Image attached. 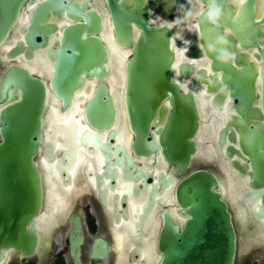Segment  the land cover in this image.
Instances as JSON below:
<instances>
[{"label": "flooded vegetation", "instance_id": "af4514ba", "mask_svg": "<svg viewBox=\"0 0 264 264\" xmlns=\"http://www.w3.org/2000/svg\"><path fill=\"white\" fill-rule=\"evenodd\" d=\"M32 1L26 6L24 4L15 26L0 44V79L9 66L15 65L28 70L45 85L42 139L34 157L42 187L41 209L33 220L38 241L29 256L13 249L6 250L0 264H73L68 235L74 220L80 222L81 264H147L145 246L152 243L150 264H159L158 240L165 220L181 230L188 218L184 212L186 207L176 198V185L197 170H205L215 176L222 198L234 210V264L242 261L264 264V254L259 252L264 249L263 220L252 214L245 217L241 210L240 216L235 215L237 208H245L248 203L250 206L251 202L241 192L251 187L239 168L234 166L240 159L228 151L230 146L237 145L229 140L230 132L234 139L241 138V131L237 130L241 119L233 110L235 101L229 97L227 85L222 81L224 77L229 78L230 72L224 71L221 61L207 49L217 33L226 35L230 41L229 68L238 76L248 75L252 69L254 87L260 91L264 0H217L222 18L216 32L207 24L198 23L200 10L207 0H143L147 24L170 32V36H164L163 40L171 55V77L176 79L180 92L189 91L194 98L198 127L190 139L195 151L190 155L185 172L180 173H176L174 165L166 159L158 135L153 132L166 122L168 113L159 118L163 102L157 106L150 123L147 139L152 143L150 147L141 146L139 139H135L134 122L129 113L134 105L126 102L128 78L133 74L127 72L126 65L140 35L139 27L130 23L131 41L125 43L113 25L105 0H69L63 2L64 8L48 12L47 18L35 31L36 45L30 47L26 31L32 16L28 12L45 0ZM84 2L86 6L80 9L78 16L83 27L82 44L88 37H93L103 45L105 55L100 63L94 58L88 67L89 74L79 73V82L74 84L70 98L63 104L49 81L55 73L57 56L65 45L63 32L76 24L67 9L72 4L80 7ZM91 11L99 17L98 28L95 29L90 27L87 17ZM187 11H191L193 17L185 19ZM18 44L20 50L10 57L8 53ZM98 65L102 71H96ZM181 65L189 66L190 70L180 71ZM103 87L109 105L102 102ZM260 98L253 106L260 107ZM91 100L93 103L88 104ZM3 106L0 100V109ZM166 107L169 108L168 105ZM90 113L95 118H91ZM259 114V119L247 117L245 120L264 124L261 111ZM228 180L233 182L231 186H228ZM226 186L233 188L229 190ZM233 190L240 196L235 197L234 202L230 195ZM52 199L62 203L63 209L54 214L56 220L50 230H40L38 219L42 213L51 211ZM119 239L124 243L117 248ZM96 241L104 242L105 252L104 256L92 259L91 252L99 250Z\"/></svg>", "mask_w": 264, "mask_h": 264}, {"label": "water", "instance_id": "95a60500", "mask_svg": "<svg viewBox=\"0 0 264 264\" xmlns=\"http://www.w3.org/2000/svg\"><path fill=\"white\" fill-rule=\"evenodd\" d=\"M69 0H45L36 4L26 31L30 47L34 42L35 31L39 23L47 18L48 12L64 8L63 2ZM111 19L120 39L130 43V23L139 27L140 35L136 39L133 53L127 61L128 78L126 102L133 104L129 109L134 122L135 139L141 146L149 148L152 144L148 131L156 108L164 103L159 111V118L167 114L164 125L153 130L158 135L161 148L168 162L175 167V172H185L190 155L194 153L191 137L197 130V117L193 95L182 93L176 79L170 75L171 55L164 43V36L169 37L168 30L155 29L147 24V12L143 0H105ZM32 0H0V44L7 37L9 30L15 26L17 18L25 4ZM80 7L72 4L67 10L76 20V24L63 32L65 45L60 50L54 65L55 73L49 83L54 92L65 104L70 98V90L79 82L80 72L89 74L90 64L94 58H104V48L93 37H88L86 45L83 27L78 22ZM87 17L92 29L98 28L99 17L88 12ZM253 26H255L253 24ZM238 33V32H237ZM86 46V47H84ZM94 47V49H93ZM20 44L8 53L13 57ZM260 91L254 87L253 70L248 75H237L227 63L220 62L224 71L230 72L224 77L229 97L235 101L233 110L239 115L237 123L241 133L240 139H234L230 132L229 140L236 143L230 146V155H236L240 161L237 165L250 189L241 192L251 202L244 207L246 216L252 214L264 222V124L246 121L245 118L264 116V50ZM99 65L96 71H102ZM190 70L181 65L180 71ZM95 71V70H94ZM232 73V74H231ZM104 97L105 89H101ZM260 98V107L253 106ZM0 100L4 104L0 109V260L6 250H15L29 256L37 246L38 234L33 220L41 209L42 187L34 157L38 153L42 139V116L45 109L46 90L42 80L30 72L15 65L9 66L0 79ZM104 104L110 101L104 97ZM93 103L89 101L88 104ZM168 105V109L167 106ZM88 108V105H87ZM108 109H110L108 107ZM111 112H109L110 117ZM91 115V113H90ZM233 118V115H230ZM95 118V115H91ZM58 119H54L56 121ZM235 120V119H234ZM59 121V120H58ZM229 126L227 127V129ZM241 129V130H240ZM57 133V132H56ZM153 139V138H152ZM168 183L170 179H167ZM215 176L205 170L190 173L176 185V198L186 207L188 215L184 227L164 222L158 240L161 258L159 264H234L236 255V232L233 225V208L225 202L219 192ZM53 201L51 211L56 212ZM242 207L237 208L235 215L240 216ZM69 255L73 264H81L80 222L74 220L68 235ZM98 243V252H91V258L104 256L105 244ZM101 264V263H97Z\"/></svg>", "mask_w": 264, "mask_h": 264}, {"label": "clouds", "instance_id": "9594fccd", "mask_svg": "<svg viewBox=\"0 0 264 264\" xmlns=\"http://www.w3.org/2000/svg\"><path fill=\"white\" fill-rule=\"evenodd\" d=\"M183 7V5L181 6ZM191 11L185 13V19L193 17ZM222 18V10L217 4V0H207V4L204 5L198 17V23H204L214 29V32L217 30V26ZM230 41L228 37L223 33H217L214 36V39L211 43L207 45V49L210 53L215 55V58L218 61L227 63L230 59V53L228 50Z\"/></svg>", "mask_w": 264, "mask_h": 264}, {"label": "bare ground", "instance_id": "6f19581e", "mask_svg": "<svg viewBox=\"0 0 264 264\" xmlns=\"http://www.w3.org/2000/svg\"><path fill=\"white\" fill-rule=\"evenodd\" d=\"M206 102V101H205ZM206 120V119H205ZM215 122V121H214ZM213 124V123H212ZM211 153V152H210ZM232 173V172H231ZM228 176H230V175H228ZM231 179V178H230ZM231 181V180H230ZM229 184H228V186H231V182H229V180L227 181ZM233 183V182H232ZM247 183V182H246ZM227 185V184H226ZM237 185V184H236ZM60 186V185H59ZM225 186V185H224ZM232 186H234V188H235V185L233 184ZM227 187V186H226ZM241 187V186H240ZM66 188V187H65ZM228 189H229V187H227ZM233 188V187H232ZM232 188H230V189H232ZM61 189V188H60ZM229 189V190H230ZM66 190V189H65ZM78 190H79V188H78ZM235 190V189H234ZM230 191V195L232 194V196H233V198L231 197V200L234 202V198L236 197H240L239 195H238V192L237 191ZM68 191V190H67ZM223 191H225L226 192V190H223ZM222 191V192H223ZM239 191V190H238ZM66 192V191H65ZM225 192H223V194L226 196V193ZM78 193V192H77ZM229 193V192H228ZM66 194V193H65ZM77 195V194H76ZM63 196V195H62ZM68 197H70V196H68ZM48 198H50L49 196H48ZM52 198V197H51ZM65 199V198H64ZM228 199H229V197H228ZM50 200V199H49ZM62 200V199H61ZM230 200V199H229ZM230 200V201H231ZM237 200V199H236ZM244 200V199H243ZM52 201H53V199H52ZM242 203V202H241ZM47 204V203H46ZM53 204V203H52ZM64 205H66V204H64ZM251 205V204H250ZM231 206V205H230ZM238 207V206H237ZM252 207V206H251ZM251 207L249 206V208L251 209ZM48 208H49V206H48ZM61 209H63V206H60V205H58V204H56V212H57V210L59 211V210H61ZM241 211H243L245 214L247 213V211H246V209L245 208H243L242 207V209H241ZM56 212H54V211H50L49 213H42L43 215H41L40 217H39V219H38V224H39V228H40V230L42 229V230H50L51 228V226H53V224H54V221L56 220L55 219V217H54V214H56ZM240 214H241V212H240ZM58 215V214H57ZM58 216H61V214L60 215H58ZM244 217V216H243ZM53 223V224H52ZM153 223V222H152ZM263 223V222H262ZM57 224V223H56ZM153 227V226H152ZM151 227V228H152ZM153 230H155V228H153ZM152 230V231H153ZM257 230V229H256ZM151 231V230H150ZM150 231H149V233H150ZM155 232V231H154ZM258 232V231H257ZM152 233V232H151ZM153 234V233H152ZM118 237H119V235H117ZM114 237V236H113ZM132 237V236H131ZM154 237V236H153ZM118 239V238H117ZM247 239V238H246ZM149 240V239H148ZM147 240V241H148ZM152 240V239H151ZM124 240L122 239H119L118 240V242H117V248H119V246H122V244L124 243L123 242ZM153 241H154V239H153ZM249 241V240H248ZM241 242H242V240H241ZM130 244V243H129ZM145 244V243H144ZM153 244V243H152ZM151 244V245H152ZM125 245V244H124ZM151 245H146L145 246V252H144V257H146L147 258V264H150V263H152V256L150 255V246ZM154 246V245H153ZM242 248V247H241ZM120 250V249H119ZM142 250H143V248H142ZM125 251V250H124ZM141 252V251H140ZM121 253V252H120ZM121 255V254H120ZM119 255V256H120ZM153 255V254H152ZM141 256H143V252H141ZM143 257V258H144ZM117 258V257H116ZM156 258V257H155ZM154 258V259H155ZM145 259V258H144ZM156 260V259H155ZM117 261V260H116ZM157 261V260H156ZM122 264V263H121Z\"/></svg>", "mask_w": 264, "mask_h": 264}, {"label": "rangeland", "instance_id": "374dc122", "mask_svg": "<svg viewBox=\"0 0 264 264\" xmlns=\"http://www.w3.org/2000/svg\"><path fill=\"white\" fill-rule=\"evenodd\" d=\"M59 241H60L61 244H62V240L60 239ZM259 252H263V254H264V249L260 250ZM246 262H247V261H242L241 264H247Z\"/></svg>", "mask_w": 264, "mask_h": 264}]
</instances>
